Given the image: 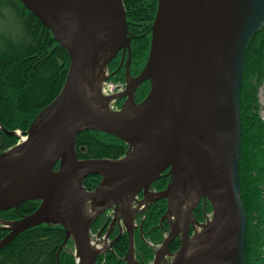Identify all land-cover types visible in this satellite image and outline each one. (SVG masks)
<instances>
[{"label":"water","instance_id":"obj_1","mask_svg":"<svg viewBox=\"0 0 264 264\" xmlns=\"http://www.w3.org/2000/svg\"><path fill=\"white\" fill-rule=\"evenodd\" d=\"M20 1L68 51L70 66L59 95L39 114L26 142L7 151L18 155L0 161V200L21 193L25 187L28 190L17 205L0 210L41 201L34 213L16 222L3 221L13 227L8 228L10 234L0 242V248L31 227L59 223L66 230L63 246L70 238L75 241L76 264H95L90 226L100 212L86 224V203L93 201L94 207L116 203L129 183L162 165L153 172L151 182L171 168L167 189L158 193V198L168 199L170 210L175 200L178 215L186 205L185 196L192 194L184 213L181 246L171 264H246L240 89L248 42L264 22V0H159L150 60L131 88L133 96L137 86L151 78V90L137 107L153 108L137 117L123 115V109L87 111L80 100L85 79L91 84L95 78L98 58H113L120 50L125 54L130 47L123 0ZM162 12L161 35L172 33L174 42L156 49L155 28ZM152 61L155 70L149 72ZM83 130L114 135L146 156L79 160L76 141ZM90 175L103 177L95 191H88L83 184ZM116 180L115 186L104 190ZM140 187L147 191V185ZM201 199L213 207V219L207 223L194 216ZM191 226L213 229L201 244L200 234L190 236ZM127 231L131 260L134 230L127 226ZM217 231L220 235L215 238ZM177 234L172 232L164 244L168 252V244ZM158 255L160 251L155 264Z\"/></svg>","mask_w":264,"mask_h":264},{"label":"trees","instance_id":"obj_2","mask_svg":"<svg viewBox=\"0 0 264 264\" xmlns=\"http://www.w3.org/2000/svg\"><path fill=\"white\" fill-rule=\"evenodd\" d=\"M126 9L130 47L120 51L108 65V81L117 89L125 87L127 74L138 78L150 60L153 26L159 0H123ZM124 57V58H123ZM129 60L127 68L122 60ZM70 66L68 51L52 31L20 0H0V154L14 147L21 131L26 134L39 114L59 95ZM243 81L240 89L242 117V156L240 159L241 198L247 216L246 264H264V119L261 117L260 90L264 85V22L250 38L244 56ZM151 89V80L137 88L134 100L144 101ZM125 97L116 100L121 108ZM129 144L120 138L96 130H84L76 141L77 157L86 159H118ZM58 167V164L56 168ZM168 169L153 184L155 191L169 183ZM102 177L91 175L84 180L88 190L97 188ZM39 200L21 203L18 207L0 210V219L15 221L35 212ZM168 209L167 199L149 205L142 215L140 229L134 231L135 256L138 264H150L154 247L142 240L143 233L153 244L161 243L168 224L160 225ZM209 201L202 200L195 209L198 221L212 212ZM140 216L137 221L140 222ZM111 220L100 214L92 223V234H105ZM9 234L0 229V242ZM111 248L97 256L96 264H129L126 256L130 237L115 226L109 232ZM66 230L62 224L45 222L15 235L0 248V264H76L74 242L63 246ZM178 239L170 245L175 253Z\"/></svg>","mask_w":264,"mask_h":264},{"label":"bare ground","instance_id":"obj_3","mask_svg":"<svg viewBox=\"0 0 264 264\" xmlns=\"http://www.w3.org/2000/svg\"><path fill=\"white\" fill-rule=\"evenodd\" d=\"M123 4H124V2H123ZM126 20H127V16H126ZM164 20H165V14H164V12H162L160 25H158L155 28V42H157L156 43V49H158L160 47L170 46L174 42L172 33L165 32L164 34L161 35V31H162V28H163V25H164ZM120 51H122V50H120ZM107 60H108V56H105V55H102V56H100L98 58V61H97V64H96L95 78L93 80V82L96 83L97 89L100 88L103 80L105 79V66H106ZM154 67H155V61L154 62L152 61L150 66H149V68H148V71L151 72L152 70H155ZM89 90H90L89 82H88L87 79H85V81H84V83H83V85L81 87V92H80V100H81L82 105L84 106V109H86L87 111H94V112H106L107 111L106 108L104 110H102V104L100 105V104L97 103L98 99H96L90 93ZM152 108H153V106H150L148 108L137 107L131 101V102H128L125 105V107L122 110V114L126 115V116H131V117L132 116L133 117L145 116V115L149 114L152 111ZM40 120H41V118L37 120L36 124ZM17 155H18V152H16V153H13V152L8 153L7 152L2 157H0V161L10 160V159L16 157ZM137 155L146 156V153L145 152L140 153L139 149L137 148V149H134L132 152H130L125 159L126 160H130V159H133V157H135ZM161 167H162V165H158V166L154 167L153 170H151L148 173H146L145 175L141 176L136 181H132L131 183H129L127 185V187H125L118 194V196H117L118 199L116 200V203H120L121 205L118 204L117 208H118V211H120L122 213V215L125 217V220H126V222L128 224L132 223V219H133V216H134V213L131 211V206H130L131 205V200L134 198V190L137 187H140V186H144V185L148 186V185H150L151 180H152V178L154 176V175H152L153 172L155 170L156 171L160 170ZM118 182L119 181H117V180L115 182H111V184L107 188H105L104 190L105 191L106 190H110ZM168 185H167V187H168ZM167 187L164 190H166ZM164 190H162V191H164ZM27 191L28 190L25 187L21 193L15 194L13 196L11 195V196L4 197L3 199L0 200V207L10 206V205H14V206L17 205L20 202V200H22V198H24V194ZM162 191H159V193L162 192ZM185 197H187L185 199V201H186L185 204L186 205L184 206V208H182V211L178 215L175 213L176 204H174L175 203V200H174L172 202V213H171V215L168 214V215L162 217L160 225L162 226L164 223H167L168 224V228L163 233V240H162L161 243L153 244L152 242H150L148 240V238L146 236L142 238V240L145 241L149 246H154V247L159 246V247H161L160 255H158V256H160L158 264H160V262H161V256L163 255L164 251H167V247H163V246H164V244L166 242L169 241V238H170L172 232L177 231L178 234L169 242V244H168L169 252H170V245H171V243H172V241L174 239H178L179 242H180V239H181V236H182L181 230H182V228L184 226V223H183L184 222V213L186 212L187 205H189L191 203L192 194L191 193L187 194V196H185ZM167 205L169 207L168 199H167ZM94 210L95 209L93 208L92 202L88 201L86 203V205L84 206V211H83V218H84V221H85L86 224H88L93 219L94 214H95ZM68 211H67V214H68ZM62 215L65 216L66 218H68V216L65 215V213H62ZM46 217L49 218V215H47ZM16 221H18V220H15V222ZM0 223L4 224L1 221H0ZM9 225H10L9 228L13 227L12 223H9ZM0 228H3V227L0 226ZM9 234H10V231H9ZM219 235H220V233H217L215 238L217 236H219ZM90 247H91L92 254L94 256L104 253V251L107 249L105 244L99 238H97V239L90 238ZM74 254L78 258L77 250L74 251ZM150 264H155V261L151 262Z\"/></svg>","mask_w":264,"mask_h":264},{"label":"rangeland","instance_id":"obj_4","mask_svg":"<svg viewBox=\"0 0 264 264\" xmlns=\"http://www.w3.org/2000/svg\"><path fill=\"white\" fill-rule=\"evenodd\" d=\"M112 60V58L108 59L107 62H106V66H105V79L103 80L101 86L99 89H97L96 87V83L95 82H92L91 84L89 83L90 85V93L96 98L98 99V104H102V110H104L106 108V112H116V100L118 99V97L120 95H124V96H127L129 97L128 100L125 102V105L128 103V102H131V87L133 85V83L131 82L130 84H128L127 87H125L124 89H116L115 91V84L114 83H111L108 81V76H109V71H108V65H109V62ZM260 104H261V117L264 119V85L263 87L261 88L260 90ZM134 100L132 99V102ZM134 103V102H133ZM25 136V135H23ZM139 189V188H138ZM138 189H136V194L134 196V198L131 200V211L134 213V219H133V224L135 223L134 220H135V216L137 213H139L141 210L144 209V206L148 205V203L152 202V200L154 198L157 197L156 194H154L153 192H148L144 195V197L141 199L139 197H137V191ZM120 205V204H119ZM94 208V207H93ZM95 209V208H94ZM96 210V209H95ZM111 212H109V214L111 215V218H115L116 219V222L120 225L121 228H124V225H125V220L124 218L122 217V213L120 211H118V208L117 206H115V208H111L110 209ZM213 218V215H209V219L212 220ZM136 225V224H134ZM0 226H5V227H9L10 225L7 224V223H4V224H1L0 223ZM214 227V225L212 226ZM198 228L197 229V234H200V242L201 244H204L207 240H208V236H207V233L210 232L213 228ZM221 229V228H219ZM218 229V230H219ZM219 231L216 232V234L218 233ZM101 239L102 242L105 244L106 248L109 247V245L111 244V241L108 240L107 238L105 237H101V236H94L92 237V239ZM161 250V247L158 248V251ZM193 250V249H192ZM175 256L173 254H171L170 252L168 251H164L163 255L161 256V262L160 264H171L172 261H173V258ZM131 259L133 261H135L134 259V254H132L131 256Z\"/></svg>","mask_w":264,"mask_h":264},{"label":"flooded vegetation","instance_id":"obj_5","mask_svg":"<svg viewBox=\"0 0 264 264\" xmlns=\"http://www.w3.org/2000/svg\"><path fill=\"white\" fill-rule=\"evenodd\" d=\"M144 194V192H142V195Z\"/></svg>","mask_w":264,"mask_h":264}]
</instances>
